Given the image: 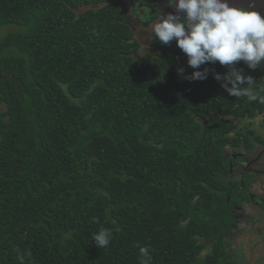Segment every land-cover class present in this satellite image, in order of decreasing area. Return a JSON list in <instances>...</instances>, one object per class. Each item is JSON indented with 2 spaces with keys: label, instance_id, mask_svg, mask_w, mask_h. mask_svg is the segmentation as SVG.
<instances>
[{
  "label": "trees",
  "instance_id": "trees-1",
  "mask_svg": "<svg viewBox=\"0 0 264 264\" xmlns=\"http://www.w3.org/2000/svg\"><path fill=\"white\" fill-rule=\"evenodd\" d=\"M10 25L0 264H139L138 244L151 264H235L229 175L264 149L246 125L264 103L228 95L215 66H201L212 70L202 81L178 75L194 71L186 56L154 36L143 49L117 0H0ZM253 89L264 95V82ZM101 227L112 230L103 249L92 240Z\"/></svg>",
  "mask_w": 264,
  "mask_h": 264
},
{
  "label": "clouds",
  "instance_id": "clouds-1",
  "mask_svg": "<svg viewBox=\"0 0 264 264\" xmlns=\"http://www.w3.org/2000/svg\"><path fill=\"white\" fill-rule=\"evenodd\" d=\"M174 11L160 15L152 25V34L164 45L175 41V46L186 56V63L194 71L188 75L183 67L177 74L188 81L205 80L211 69L202 65L216 64L227 67L223 75L212 71L228 95L247 97L264 103V95L254 89V79L235 65L243 62L256 70L264 62V18L256 12L234 7L229 0H169ZM94 222L96 218H93ZM112 230L101 227L92 234L93 243L106 248ZM139 264H151L150 250L137 245Z\"/></svg>",
  "mask_w": 264,
  "mask_h": 264
},
{
  "label": "flooded vegetation",
  "instance_id": "flooded-vegetation-1",
  "mask_svg": "<svg viewBox=\"0 0 264 264\" xmlns=\"http://www.w3.org/2000/svg\"><path fill=\"white\" fill-rule=\"evenodd\" d=\"M117 1L120 2L123 8L126 23L133 28L132 22H140V18L135 14L132 3L129 0ZM127 2L128 7L126 6ZM168 2L169 0H149L148 5L141 8L147 13V16L153 17L146 27L153 25L160 15L174 11V6L170 5ZM229 4L234 7L256 11L264 18V2L259 3L258 0H229ZM132 16L135 17L134 20ZM173 43L175 44V41H173ZM211 66H215L221 75L227 72L226 66L208 64V67ZM235 66L242 68L246 75L252 76L253 79L256 78L258 84L262 85L264 82V62H262L260 67L256 70L248 69L245 64H236ZM260 117V122H262V120H264V115L262 114ZM248 121H246V125H248ZM248 126L264 140L263 123H257L256 127ZM260 148H258L260 151L257 153H251L255 156L253 159H257V162H260L261 159L264 161V149L261 151ZM251 154L246 157L244 163H238V166L233 167L229 175V180L233 182L232 190L235 192L232 196H236L235 204L231 212L233 216H237L238 219L237 221L233 219L232 225L230 229H228L227 235L225 236L227 241L225 249L229 256L234 257L235 264H264V195L261 192L262 184H264V166L253 168L251 165ZM233 175H236L238 178H235ZM253 176L261 177L255 179L254 184L250 187V179ZM257 195L261 197L258 198ZM229 199L230 196H228L227 201H229ZM211 242L212 241L209 242V245ZM234 246H239V251H236ZM244 247L247 249H244ZM243 249L245 254L241 253ZM249 257L252 259L256 258V260L252 263Z\"/></svg>",
  "mask_w": 264,
  "mask_h": 264
},
{
  "label": "rangeland",
  "instance_id": "rangeland-1",
  "mask_svg": "<svg viewBox=\"0 0 264 264\" xmlns=\"http://www.w3.org/2000/svg\"><path fill=\"white\" fill-rule=\"evenodd\" d=\"M128 1V0H127ZM130 1V0H129ZM126 6L128 7V2L126 3ZM137 6V4H133V8L135 9V7ZM135 11V14L138 16V18H140V22H132V26L134 28V31H135V37L138 39V41H141L142 42V46H143V49H148V51L150 50V48L148 47V42L149 40L153 37V34H152V25L150 26H145L143 25V21L144 19L143 18H147V13L142 10L141 8H137ZM135 17L132 16V19L134 20ZM18 30V28H15V26H0V38L3 37L7 32L9 31H16ZM261 121V117L258 116V117H255L253 120L251 121H248V125L252 126V127H256L257 126V123L260 124V123H264V120ZM244 122H237V125H243ZM226 149L229 151V152H232V150L229 148V147H226ZM259 150H257L256 152L252 153V154H255L257 153ZM251 153L247 154L250 155ZM251 154V165L253 168H260L261 166H264V161L261 159L260 162H257L256 160H254L253 158L255 156H253ZM246 156V157H247ZM246 157L241 159L240 160V164L244 163L246 161ZM235 178H238L236 175H233ZM258 177H261V176H253L251 179H250V187H252V185L254 184V180L257 179ZM264 181V180H263ZM261 192L263 193L264 195V184H262V187H261ZM247 194H248V191H247ZM262 195V196H263ZM258 196V195H257ZM244 197V196H243ZM261 197V196H258V198ZM234 200H236V197H233ZM246 198V196H245ZM258 207V206H257ZM258 211V209H257ZM233 219H235L237 221L238 217L237 216H233L231 214V222L233 221ZM212 243V242H211ZM234 249L236 251H239V246H234ZM242 249V248H241ZM244 249H247L246 247H244ZM244 249L242 250V254H245L244 252ZM250 258V262H254L256 260V258L252 259L251 257Z\"/></svg>",
  "mask_w": 264,
  "mask_h": 264
},
{
  "label": "water",
  "instance_id": "water-1",
  "mask_svg": "<svg viewBox=\"0 0 264 264\" xmlns=\"http://www.w3.org/2000/svg\"><path fill=\"white\" fill-rule=\"evenodd\" d=\"M258 2H259V3H262V2H264V1L261 0V2H260V0H258Z\"/></svg>",
  "mask_w": 264,
  "mask_h": 264
}]
</instances>
